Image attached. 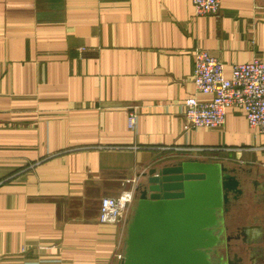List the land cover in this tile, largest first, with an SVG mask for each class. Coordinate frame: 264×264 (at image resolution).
Instances as JSON below:
<instances>
[{
  "label": "crops",
  "instance_id": "0c3cea01",
  "mask_svg": "<svg viewBox=\"0 0 264 264\" xmlns=\"http://www.w3.org/2000/svg\"><path fill=\"white\" fill-rule=\"evenodd\" d=\"M197 49L227 77L264 62V0H220L218 15L192 0H0V264H118L128 212L101 223L102 199L189 157L237 170L235 221L264 264V133L233 105L220 127L183 128L186 100L207 98Z\"/></svg>",
  "mask_w": 264,
  "mask_h": 264
},
{
  "label": "water",
  "instance_id": "95a60500",
  "mask_svg": "<svg viewBox=\"0 0 264 264\" xmlns=\"http://www.w3.org/2000/svg\"><path fill=\"white\" fill-rule=\"evenodd\" d=\"M144 177L127 215L118 264H213L220 211L230 193L242 192L237 170L189 157L153 167Z\"/></svg>",
  "mask_w": 264,
  "mask_h": 264
},
{
  "label": "built area",
  "instance_id": "2783aa9c",
  "mask_svg": "<svg viewBox=\"0 0 264 264\" xmlns=\"http://www.w3.org/2000/svg\"><path fill=\"white\" fill-rule=\"evenodd\" d=\"M196 15L220 12V0H192ZM193 81L196 92L185 103L183 128H217L224 124L226 108L236 106L245 112L250 128L264 133V62L254 59L235 63L231 75H225L223 62L204 49L194 54ZM138 114L130 111L127 124L130 130L137 126ZM204 152L206 148L195 149ZM135 201V191H125L115 197H104L100 206L99 220L105 224L119 223ZM121 253L119 254V258Z\"/></svg>",
  "mask_w": 264,
  "mask_h": 264
},
{
  "label": "flooded vegetation",
  "instance_id": "af4514ba",
  "mask_svg": "<svg viewBox=\"0 0 264 264\" xmlns=\"http://www.w3.org/2000/svg\"><path fill=\"white\" fill-rule=\"evenodd\" d=\"M243 193H230V202L226 203L220 211L223 221L217 227L222 230L219 235L220 240L212 249L211 258L213 264H257L262 255L258 253V247H255L256 239L248 234V229L244 225H239L235 221L238 214L235 209L241 207L240 197ZM235 212V213H234Z\"/></svg>",
  "mask_w": 264,
  "mask_h": 264
},
{
  "label": "rangeland",
  "instance_id": "374dc122",
  "mask_svg": "<svg viewBox=\"0 0 264 264\" xmlns=\"http://www.w3.org/2000/svg\"><path fill=\"white\" fill-rule=\"evenodd\" d=\"M209 155V154H208ZM207 156V155H206ZM210 156V155H209ZM210 158V157H209ZM241 211H243V210H241ZM127 212H129V210L127 211ZM124 237H125V232H124V236H123V238H122V242H121V247L123 248V244H124Z\"/></svg>",
  "mask_w": 264,
  "mask_h": 264
}]
</instances>
